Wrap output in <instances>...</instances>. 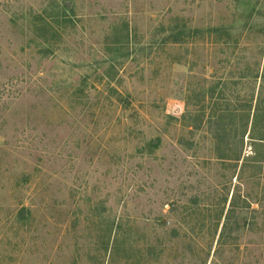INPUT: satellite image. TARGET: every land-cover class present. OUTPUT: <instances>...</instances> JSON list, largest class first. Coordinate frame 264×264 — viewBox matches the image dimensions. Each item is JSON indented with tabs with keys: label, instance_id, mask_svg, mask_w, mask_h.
<instances>
[{
	"label": "rangeland",
	"instance_id": "obj_1",
	"mask_svg": "<svg viewBox=\"0 0 264 264\" xmlns=\"http://www.w3.org/2000/svg\"><path fill=\"white\" fill-rule=\"evenodd\" d=\"M0 264H264V0H0Z\"/></svg>",
	"mask_w": 264,
	"mask_h": 264
},
{
	"label": "trees",
	"instance_id": "obj_2",
	"mask_svg": "<svg viewBox=\"0 0 264 264\" xmlns=\"http://www.w3.org/2000/svg\"><path fill=\"white\" fill-rule=\"evenodd\" d=\"M253 114H255V115H256V111H255V112H253ZM246 126H247V125H246ZM230 210H231V209H230ZM228 218H230V217H228ZM223 225H224V227L226 226V224H223ZM223 225H222V226H223Z\"/></svg>",
	"mask_w": 264,
	"mask_h": 264
}]
</instances>
